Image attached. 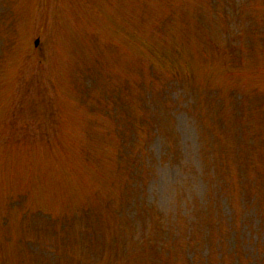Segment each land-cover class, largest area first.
Segmentation results:
<instances>
[{"label":"rangeland","instance_id":"374dc122","mask_svg":"<svg viewBox=\"0 0 264 264\" xmlns=\"http://www.w3.org/2000/svg\"><path fill=\"white\" fill-rule=\"evenodd\" d=\"M253 197L264 0H0V264H264Z\"/></svg>","mask_w":264,"mask_h":264},{"label":"trees","instance_id":"16d2710c","mask_svg":"<svg viewBox=\"0 0 264 264\" xmlns=\"http://www.w3.org/2000/svg\"><path fill=\"white\" fill-rule=\"evenodd\" d=\"M254 187L255 188H257V186L256 185H254ZM227 190V189H226ZM254 198V203L256 204V206H257V208L262 212V213H264V202L263 201H261V200H259V198H256V197H253ZM261 219V218H260ZM261 221H262V219H261ZM230 224H232V219L230 220V222H229ZM262 223V222H261ZM261 223L260 224H258V228L261 226ZM264 232V231H263ZM263 240L264 239H262L261 240V242L259 243L260 245H262L263 244ZM169 242H170V237H169ZM171 243V242H170ZM172 244V243H171ZM263 246V245H262ZM150 247H151V245H150ZM152 248H154V247H152ZM232 254L235 256V259H236V264H240V262L239 261H237V258H236V254L234 253V252H232ZM263 255V254H262ZM157 257L159 258V257H162L159 253H157ZM173 258V256H171V255H169V253H166V259H172ZM195 263L196 264H199L198 263V261H195Z\"/></svg>","mask_w":264,"mask_h":264}]
</instances>
